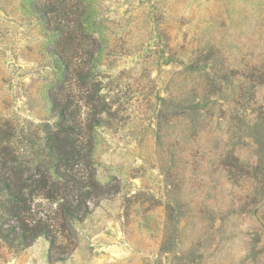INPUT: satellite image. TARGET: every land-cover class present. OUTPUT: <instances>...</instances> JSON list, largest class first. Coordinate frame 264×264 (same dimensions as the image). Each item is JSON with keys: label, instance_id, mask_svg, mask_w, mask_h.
I'll list each match as a JSON object with an SVG mask.
<instances>
[{"label": "rangeland", "instance_id": "1", "mask_svg": "<svg viewBox=\"0 0 264 264\" xmlns=\"http://www.w3.org/2000/svg\"><path fill=\"white\" fill-rule=\"evenodd\" d=\"M20 162L87 205L5 264H264V0H0Z\"/></svg>", "mask_w": 264, "mask_h": 264}, {"label": "trees", "instance_id": "2", "mask_svg": "<svg viewBox=\"0 0 264 264\" xmlns=\"http://www.w3.org/2000/svg\"><path fill=\"white\" fill-rule=\"evenodd\" d=\"M52 103L53 111L63 114L62 109H57L55 97ZM35 168L20 162L10 166L7 175L0 177V264L6 263V248L16 252L28 247L40 236H45L49 241L50 260H63L68 251L59 249L57 245L60 230L68 229L72 220L84 216L80 215L81 206H86L87 202L75 198L82 194L69 197L67 186L53 180L51 175L43 174L37 165ZM23 174L27 175V180L22 179ZM78 191L79 188H75V192ZM43 203L48 206L46 211L38 209ZM64 238L69 240V246H74L69 235L65 234Z\"/></svg>", "mask_w": 264, "mask_h": 264}]
</instances>
